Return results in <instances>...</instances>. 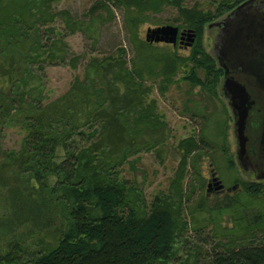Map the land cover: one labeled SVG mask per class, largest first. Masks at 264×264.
Instances as JSON below:
<instances>
[{
	"label": "trees",
	"instance_id": "trees-1",
	"mask_svg": "<svg viewBox=\"0 0 264 264\" xmlns=\"http://www.w3.org/2000/svg\"><path fill=\"white\" fill-rule=\"evenodd\" d=\"M55 1L0 0V63L2 76H7L0 91V123L18 124L26 131L22 151L3 150L0 155V186L9 185L2 214L8 249L0 250V264H172L192 230L189 218L197 211L213 217L214 211L230 208L233 199L226 195L212 207L192 199L194 187L183 183L187 161L198 147L191 139L180 144L184 154L168 193L156 196L150 206L134 182L118 179L116 168L139 151L140 127L158 126L154 101L146 104L153 88L148 81L165 94L181 67L194 62L188 78L203 83L193 70L207 61L198 57L197 41L215 13L203 7V0L192 6L186 0H97L86 16L103 12L111 20L113 6L120 7L136 56L129 65L121 47L118 57H93L84 79L78 77L64 95L42 103L36 74L44 71L45 62L67 60L64 34L52 24L61 18L72 34L84 28L69 10H55ZM244 1L214 0L216 14L229 13ZM168 7L178 14L170 22L196 30L191 56L162 51L140 36V25ZM79 58H69L75 69ZM214 64L207 66L213 71ZM116 141L124 142L123 147ZM246 190L260 199L264 182H246ZM38 195L42 199L37 201ZM29 219L36 228L51 227V240H41V248L22 262L14 231ZM211 220L217 243L210 250L194 244L178 264H264L263 213L230 228Z\"/></svg>",
	"mask_w": 264,
	"mask_h": 264
},
{
	"label": "rangeland",
	"instance_id": "rangeland-1",
	"mask_svg": "<svg viewBox=\"0 0 264 264\" xmlns=\"http://www.w3.org/2000/svg\"><path fill=\"white\" fill-rule=\"evenodd\" d=\"M96 1L57 0L53 3L55 10H69L81 19L84 28L72 34L66 30L64 21L61 18H57V21L52 24L58 33L64 34L67 60L59 64L45 62L44 71H38V74H36L34 79L39 80L35 81L34 84L39 83L38 90L41 91L39 97L42 103L54 101L64 95L78 77L84 79L87 63L93 57L103 58L107 55L118 57L121 47L126 49L124 58L129 62V65L136 56L133 44L129 39V33L123 24V11L120 7L113 6L115 17L111 20L104 19L103 12L100 15H93L91 19L90 16H86L88 10ZM195 1L186 0V5L192 6ZM200 2L205 9H210L213 14L215 13L209 23L219 22L227 16V12L216 14L214 0L213 2L212 0ZM177 15V9L171 7L153 14L150 20L140 25V36L145 39L148 28L166 24L178 26V24L170 22ZM207 26L208 24L203 28L199 43L197 41V47L196 42L193 44V47L201 52L199 55L197 54L198 57L203 56L207 59L203 65L198 63L193 69L203 83L200 84L196 81L193 83L188 78L191 75V67L194 62H189V65L181 67L176 77L177 82L165 94L160 92L158 84L148 81L147 84L153 85V88L147 96L146 104L154 101V109L158 115V126L153 128V125L146 124L140 127L143 134L140 135L141 139L137 147L139 151L135 154L130 153L127 161H123L116 168L118 179L130 183L134 182L142 191L141 197L144 202L150 206L156 196L168 193L170 182L173 178H176L184 154V149L180 147V144L186 139H191L198 142V147L194 148L187 161L186 176L183 178V183L188 189L194 187L192 198L194 201L202 199L209 207H212L217 201L221 203L225 197L207 198L206 177L209 174L210 167L208 166L210 163L213 164L224 184L230 186L237 182L240 183L241 188L230 194V199H233L230 208L214 211L213 217L205 211H197L194 216L189 218L191 219L192 230L186 233V240L179 245L180 251L172 264H178L186 257L188 248L196 243L203 245L205 250L214 247L213 245L217 243L219 238L215 239L213 237L214 229L212 227L214 222L211 218L219 222L218 226L230 228L235 224L238 225V222L239 224L242 221L251 222L259 214H264V197L254 199L246 190V182L237 161L234 117L223 90L221 91L220 86L218 87V85H221L218 74L207 66L211 64V61H215V67L217 65L213 56L214 44L212 40L215 36L214 33L220 32L216 25ZM210 28L215 31L213 34L210 33ZM214 40H216L215 37ZM157 45L162 51H176L184 56H191L194 49L193 47L175 49L172 44L168 43H158ZM74 56L81 57L77 61L76 69L69 63V58ZM5 79H7V76H2V64L0 63V91H2V84L5 83ZM35 95L38 94L35 93ZM25 135V129L18 124L5 123L2 125L0 123V155L3 150L6 153L13 152L16 154L22 151ZM123 143L117 142L116 145L120 147ZM10 183L15 184L13 179ZM8 186H0V250L2 251L8 249L4 240L5 237H2V214L5 208L3 198ZM39 190H42V188H39ZM38 199H42V196L38 195L37 201ZM26 223L27 225L21 224L14 231L15 239L20 240L21 249L19 251H21L22 262L31 257L29 252L41 248V240H51V233L47 231L51 227L39 229V226L36 228L33 219L27 220ZM219 229L222 230V228Z\"/></svg>",
	"mask_w": 264,
	"mask_h": 264
},
{
	"label": "flooded vegetation",
	"instance_id": "flooded-vegetation-1",
	"mask_svg": "<svg viewBox=\"0 0 264 264\" xmlns=\"http://www.w3.org/2000/svg\"><path fill=\"white\" fill-rule=\"evenodd\" d=\"M252 9L261 10L264 13V0H255L252 4ZM253 12V10H251ZM228 15V13H227ZM226 19V17L224 18ZM220 22V21H219ZM208 27V26H207ZM220 32L213 31L210 28V33H214L212 43L214 44L213 52L214 58L216 59L217 66L214 68V71L218 74L219 83L221 91L227 98V102L232 111L234 117V108L230 104V97L228 91L224 88V80L226 77H232L238 80L247 91V101L249 105V114H248V125L246 133L248 136L247 148L243 155L237 154L238 167L243 175L245 182H264V18L261 17L258 21V24L254 26L256 31L259 30L261 37L250 38L248 39L249 48L252 50L244 61H240L239 49L236 48L230 52L220 53V38L221 34L225 28L224 24L218 26ZM186 28H179L178 37L176 44H172L175 49L177 48H192V46H187L186 36H181L182 30ZM209 33V34H210ZM214 37L216 40H214ZM244 37V35L242 36ZM197 39V36H196ZM195 39V42H196ZM157 45L158 43H167V42H150ZM235 134V131H234ZM236 137V136H234ZM236 145L237 140L235 138ZM237 153V149H236ZM209 174L206 177L207 189L210 187L209 192H207V197H218L226 196L234 193L241 188L240 183H235L233 185L227 186L223 183L222 179L217 173V170L214 168L213 164H209ZM215 176L222 181L224 184L223 189H216L214 182L212 181ZM211 183V186L209 184Z\"/></svg>",
	"mask_w": 264,
	"mask_h": 264
},
{
	"label": "water",
	"instance_id": "water-1",
	"mask_svg": "<svg viewBox=\"0 0 264 264\" xmlns=\"http://www.w3.org/2000/svg\"><path fill=\"white\" fill-rule=\"evenodd\" d=\"M255 0H246L232 11L228 13L226 19L216 23H209L208 27L213 25L219 26L225 25V28L221 34V37H227L225 39V46L220 45V53L230 52L239 49L240 61H244L246 56L252 52L249 48L248 39L261 37L259 30L256 31L254 26L258 24L261 17L264 18V13L257 9H252V4ZM253 10V12H251ZM231 27H228L226 25ZM179 33V26L166 24L155 28H148L146 33V40L148 42H167L176 44V40ZM186 36L187 46H192L195 42L197 33L195 29H184L181 32V36ZM244 35V37H242ZM220 44V43H219ZM224 88L228 91L230 97V104L234 108V131L237 140V154L243 155L247 148L248 136L246 133L248 125L249 105L247 104V91L245 87L235 78L226 77L224 80ZM216 189H223L224 184L214 175L212 180ZM211 186V183L209 184ZM208 187L207 192H209Z\"/></svg>",
	"mask_w": 264,
	"mask_h": 264
},
{
	"label": "bare ground",
	"instance_id": "bare-ground-1",
	"mask_svg": "<svg viewBox=\"0 0 264 264\" xmlns=\"http://www.w3.org/2000/svg\"><path fill=\"white\" fill-rule=\"evenodd\" d=\"M226 26H228V27H231V26H229L228 24L226 25ZM225 39H226V41H227V37H221L220 38V45L222 46V47H224L225 46ZM219 51H220V49H219Z\"/></svg>",
	"mask_w": 264,
	"mask_h": 264
}]
</instances>
